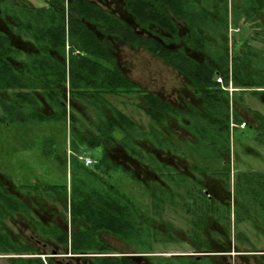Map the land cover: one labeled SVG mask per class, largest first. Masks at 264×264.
Wrapping results in <instances>:
<instances>
[{
	"label": "trees",
	"instance_id": "16d2710c",
	"mask_svg": "<svg viewBox=\"0 0 264 264\" xmlns=\"http://www.w3.org/2000/svg\"><path fill=\"white\" fill-rule=\"evenodd\" d=\"M126 1L128 14L145 30L143 34L89 0H68L67 5L66 0H52L49 7L32 10L27 6L15 11L9 6L1 9V17L12 21H7L8 31L0 29L1 145L13 152L39 148L56 155L66 146L70 124L75 150L86 145L103 149L100 171H86L76 159L72 163L71 212L78 227L71 248L78 254L112 251L102 240L103 234L150 253V241L158 239L161 233L154 224L162 219L172 203L175 185L185 191L184 194L190 190L185 189L184 173L158 160L154 152L147 149L153 146L182 150L169 132L171 106L124 74L109 50L108 36L116 35L134 47H143L162 57L190 80L192 90L204 103V115L196 118L204 127L196 130L194 141V150L204 158L220 157V146L229 139L230 99L217 78L222 77L228 84L231 72L233 84L238 88H264L261 50L249 47L236 54L232 63L230 61L229 0ZM232 18L235 26H240L241 22L251 23L254 38L264 37V0H243L232 11ZM155 29L169 35L162 36L163 40L154 38L151 35L157 34ZM14 38L28 39L34 50L23 51ZM161 40L175 42L177 47H166ZM68 43L69 53L66 51ZM191 52L204 54L206 59L198 60ZM68 98L72 102L70 115ZM78 104L81 109L76 107ZM139 112H144L147 122L138 120L136 113ZM254 114L258 122L257 137L264 143V116L257 111ZM234 121L243 122L237 115ZM116 148L148 167L156 178L143 180L121 168L111 155ZM105 169L122 170L141 195L124 193L115 182L110 186L102 177ZM204 169L198 166L192 171ZM257 186L251 190L261 202L264 183ZM16 190L20 195L0 186V256L34 252L9 236L4 227L7 216L16 213L33 218L31 208L41 204L46 195L53 201L66 199L65 187L20 185ZM198 192L193 206L183 204L184 209L196 217V228L191 233L194 241L199 240L194 244L199 246L195 252H215L219 248L203 242L202 227L207 216L217 215V206L207 200L203 188ZM30 196L34 197H31L32 202ZM225 208L229 215V205ZM42 227L44 234L47 229ZM66 235L62 236L64 246L68 241ZM224 249L228 252L230 247ZM6 260L11 264H60L51 259L44 262L41 258L8 257ZM146 261L131 257H96L92 264H223L205 256L150 257Z\"/></svg>",
	"mask_w": 264,
	"mask_h": 264
},
{
	"label": "flooded vegetation",
	"instance_id": "af4514ba",
	"mask_svg": "<svg viewBox=\"0 0 264 264\" xmlns=\"http://www.w3.org/2000/svg\"><path fill=\"white\" fill-rule=\"evenodd\" d=\"M91 3L96 5L97 7L101 8L102 10H106L108 12L113 13L116 17L121 19L126 25H130L135 32L143 34L145 30L140 29L137 24L135 23V19L128 14L127 12V1L126 0H89ZM243 0H229V8H230V15H229V23H228V42H229V53H230V61L232 63L233 57L236 54H239L241 50H247V48H254L259 49L263 52L262 56H264V48H256L255 44L260 42V45L264 46V42L262 39L264 37H260L258 39L254 38L253 28L251 23L241 22L240 26H235L233 23L232 18V11L234 8L241 5ZM52 0H46L44 5L36 6L30 3L27 0H0V29L8 31L7 21H11V19L7 18V20L1 17V9L4 6H9L12 10H16L17 8L27 6L30 10L32 9H39V8H46L49 7ZM68 0H66V5ZM116 18V19H118ZM12 23V21H11ZM157 31L156 35H151L154 38L162 39V36L169 35L166 31H160L159 29H155ZM147 32V31H146ZM109 41V50L113 55H115L117 64L124 72V74L130 78L131 80L135 81L140 88L145 90L149 93H154L158 97H160L163 101L169 103L171 106V110L169 112L168 124H169V132L174 137L176 141V145L178 144V148L180 147L182 150L177 151V147L172 149L171 151L167 148H156L153 146H148L147 149L149 151L154 152L157 156L158 160L164 161L169 163L171 166L174 167V170H177L180 173L185 174V178L187 180V184H185V189H189V192L179 189L177 185L174 187L175 197L167 206L166 210H173V213L176 212V209H181L184 212L185 221L188 222V227L185 229H176L173 226V223L169 220H166L164 217V212L162 215V219L159 220L156 224H154L159 230L160 235L158 239H152L150 241L149 246L151 247L150 253H147L141 247H133L131 244H127L126 242L122 241L117 237H113L109 234H103L102 240L110 247L111 244L104 240V236L108 235L113 238L119 239L122 241L128 248L134 250V252H115L116 250L113 248L112 251H108L105 253H85V254H78L71 248L72 238L75 236L77 232V224L73 220L72 212H71V204H72V183L74 182L72 176V163L73 160L76 159L78 165L84 167V170H94L100 171L103 166V149L101 147H96L95 145H86L80 147L78 150H75L72 146L71 141V133H70V124H68V134L66 138V146L62 147L56 155L47 154L44 151L40 150L39 148L29 149V150H20L17 152H13L11 149L5 148L0 143V186L1 184L8 188L9 192L20 195V193L16 190L20 185H27V186H54L63 189L66 188V199L61 197L58 198V201H53L52 198H47L46 195L42 198L41 204H37V206L31 208L33 213V218H25L22 215L11 213L7 216L6 219H10L11 222H14L19 217L22 220L26 221L27 228L29 230V234L27 237H24L22 234L16 233L12 235V233L7 232L9 236L16 241L18 244H25L31 249L34 250L32 253H22V254H13V255H2L0 259H5L8 264L9 263L6 258H41L44 262L46 260L51 259L52 261L60 264H92V259L96 257H131V258H138L147 262L146 259L150 257H176V256H196V257H211L212 259L216 260L217 263L223 264H235V260L237 258H244V257H253L257 260H260L264 263V253H258L260 251L251 249L245 250L246 248L242 244L245 242L246 244H251L249 237L247 234L239 229L240 225H243L246 222H251L253 226L257 230L258 225H262L260 222V217L264 214V205H261L264 201L260 202L255 198V194L251 190L252 188L259 187L261 183H264V173L255 172V171H248L239 173L238 172V163L235 164V157L237 160L238 157V147L245 148L247 153L250 151H256V148L251 146L248 143H241L238 144L235 141L234 133L237 129L243 130L247 128H251L252 132L254 133V137L252 141L259 145L264 149V143L260 142L257 137L258 131V122L254 112H259L263 116L264 114L259 110L252 109L247 106L245 102H243V94H250L253 97H263L264 95V88H238L233 84L232 80V73L230 72V80L228 84L225 83L222 77L217 78V82L220 84L221 88L225 90L230 99V128L229 132V139L228 143L221 144L220 150V157L218 158H204L200 152L194 150V141L196 140V130H202L204 125L201 126L200 122H196V118L199 115H204V103L203 100L198 97L191 88L190 80L178 72L174 67L169 65L162 57L155 55L154 53L148 51L143 47H134L129 43L118 39L119 37L116 35L108 36ZM15 44L21 48L23 51H33L34 46L28 40H15ZM161 40V41H162ZM162 43L166 47H177V44L174 42H165ZM130 49L133 51H146L150 53L154 58L159 61L165 63L170 69L174 70L182 79L184 83V90L187 96L191 97V100L188 101V97L180 96V99L177 101H173L171 99H167L162 96L160 93L155 91L147 90L146 88L142 87L136 80L129 77V75L125 72V70L121 66V61L119 59V53L122 49ZM67 53L70 51L69 43L66 47ZM193 57L198 60L206 59L204 54L201 53H190ZM232 68V65L230 66ZM230 68V69H231ZM221 80V81H219ZM259 92L258 95L253 93ZM71 105L72 102L68 98V113L70 115L71 112ZM77 108L81 109V105H76ZM241 108L245 110L247 116L253 118V121H249L247 116L244 115V119L241 117L239 113V109ZM173 109V110H172ZM235 115L238 116L239 120L243 122L237 123L234 121ZM175 123L181 124L184 129L185 135H179L176 131H174L171 121ZM196 122V123H195ZM161 129V128H159ZM4 141V140H3ZM239 145V146H238ZM249 149V151L247 149ZM38 150L39 154L37 157L40 163L45 166L44 172L42 175H39L37 172V168L34 166V162L29 160L28 154H31L30 151ZM255 149V150H254ZM91 150H98V155H92ZM114 154H111L113 158L116 160L118 164L132 173H135L137 177L140 179H147L156 176L148 169V167L139 164V162L133 160L129 157L122 149H114ZM46 158L44 159L42 155ZM85 154L87 156L92 157L96 163L92 166H86L80 159V156ZM41 155V156H40ZM248 155V154H247ZM180 161L184 163H188L190 166L186 170H182L179 166ZM211 162L216 164H221V168H212ZM28 164L30 166H28ZM187 164V165H188ZM186 165V166H187ZM202 167L205 168L202 171L193 172L192 170L195 167ZM2 167V169H1ZM237 172V173H236ZM232 175V177H231ZM102 177L105 182L112 185L115 182L116 187L124 193H126V188L128 185L134 186L131 178L125 174H123L122 170L118 169L117 171H113L112 169H105V172L102 173ZM18 182V184H15ZM214 183L218 185V187L225 191L218 193L219 189L214 186ZM125 184V185H124ZM133 188V187H132ZM199 188H203V194H206V198L211 203H214L217 208L216 216H207V221L204 222V227L202 230L205 234V240L211 245H213L217 249L215 252H209L205 250L204 252H195L196 249L199 248L198 244L199 240L194 241L192 239V230L196 228V224L194 221L196 217L193 218L192 214L187 210L184 209L183 204H188L193 206L194 195L200 194L198 192ZM218 190H216V189ZM232 189V191H231ZM249 189V190H247ZM136 193V192H135ZM133 193V194H135ZM139 193V192H138ZM132 194V195H133ZM183 194V196L181 195ZM254 194V195H253ZM137 195V193L135 194ZM134 196V195H133ZM139 196V195H138ZM30 196V201H31ZM34 198V197H32ZM32 202V201H31ZM67 209L65 208V206ZM222 205V207L220 206ZM229 205V215L227 214V208ZM227 215L229 218H227ZM254 215H259L258 218L254 217ZM68 216V218H67ZM187 217V218H186ZM220 217V219H218ZM233 217V219H232ZM15 218V220H14ZM41 223V224H40ZM264 224V222H263ZM43 226L46 227V231L44 234L41 233ZM228 226V229H227ZM4 227L6 231H10L6 222L4 223ZM230 230V231H228ZM237 231V233L235 232ZM262 233V230H260ZM189 232V233H187ZM63 233L67 235V243L64 246V238H62ZM263 235V233L261 234ZM184 242L186 245H190L192 248V253L189 254H175L166 256L163 254H158L157 252H153L154 245L156 244H164L167 243H178ZM241 243V244H240ZM244 243V244H245ZM148 244V243H147ZM245 244V245H246ZM229 246L230 249L226 252L224 247ZM247 246V245H246ZM253 246V245H251ZM39 247L48 248L49 251L40 250ZM262 251V250H261ZM35 253V254H34ZM234 255V257H233ZM236 256V257H235ZM233 257V258H232Z\"/></svg>",
	"mask_w": 264,
	"mask_h": 264
},
{
	"label": "rangeland",
	"instance_id": "374dc122",
	"mask_svg": "<svg viewBox=\"0 0 264 264\" xmlns=\"http://www.w3.org/2000/svg\"><path fill=\"white\" fill-rule=\"evenodd\" d=\"M27 1H29L30 3L36 6L44 5L46 2V0H27ZM255 46L256 48H264L263 45H260V42H257ZM119 59L121 61L122 68L129 75V77L136 80L142 87L146 88L147 90L158 92L165 98L171 99L173 101L174 100L177 101L178 99H180V96L182 95L184 97L185 95L187 96V94L184 93L185 92L184 83L182 79L180 78V76L174 70L166 66L165 63L154 58L150 53L146 51H142V50L133 51V50L125 48L120 51ZM243 96H244L242 97L243 102H245L248 107L255 109V110H259L260 112L264 114V95L262 98L256 97V96L253 97L252 95L248 93L243 94ZM187 97L188 99L186 100L190 101L191 97L189 96ZM238 109H239V113L242 118L244 117V115L247 116L246 114L247 112L245 110L241 109L240 107ZM136 117L141 123H142L141 120H143V122H147V118L144 115V112H139V114L136 113ZM247 117L248 119L250 118L249 121H253L252 117L250 116H247ZM171 124H172L174 131H176L179 135H182V136L185 135L184 129L183 127H181L182 126L181 124H179L178 122L174 123L173 120L171 121ZM253 134L254 133L252 132L251 128H247L243 130L237 129L234 133V138L237 144L239 142H241L242 144L245 142V143L251 144V146L256 148V151H250V153H247V151H245V148L242 149L243 146L238 147V157H237V160L235 157V164L238 163L237 169H238V172L240 171L239 173L248 172V171L264 173V149L260 147L259 145H256L252 141V138L254 137ZM247 150L249 151V149ZM37 152H39L37 149L30 151L31 154H28L30 161L34 162L35 160H38L37 157L39 156V154H37V157H36ZM90 152L92 155H98L99 153L98 150H91ZM42 157L46 159L43 155ZM187 164L188 163H184L183 161H180L179 166H181L180 168L182 170H186L188 166H190L189 164L188 165ZM28 166L30 165L28 164ZM34 166L37 168L38 174L42 175V172H44L45 170L44 168L45 166H43L40 163V161L34 162ZM211 167L221 168V164L218 165L216 163L211 162ZM14 183L18 184V182H15V181ZM214 186L219 189L218 191L215 188L218 191V193L223 191L218 187L216 183H214ZM132 187L133 186L128 185V188H126L127 189L126 191L129 192L130 194H133L136 192L135 189ZM144 202L147 204L148 200H145ZM172 211L173 210H166V212L164 213L165 219L171 221L173 223V226L176 229L187 228L188 222L185 221V217H184L185 214L183 213L184 211L181 209H176V212L178 213H173ZM258 216L254 215L252 219H254V217L258 218ZM260 218H261L260 222L262 223V225H258L257 230L253 226V224L249 221L239 226V229L247 234L251 242V244H246L244 242L247 246L244 243L242 244L244 246L242 248H246L245 250L254 249V250L260 251L258 253H264V224H263L264 214H262ZM5 222H6V225L8 226V229L10 230L7 232L12 233V235H15L16 233H18V234H22L24 237H27L28 234L30 233L27 228V225L25 224L26 221L20 219L19 217L14 222H11L10 219H6ZM260 230H262L263 235H261L262 233ZM235 232L237 233L236 230ZM104 240L112 245V247L116 250L115 252H120V253L134 252V250L128 248L119 239L105 235ZM39 249L44 250V251L45 250L49 251L47 250L48 248L46 249V248L39 247ZM192 251L193 250L191 246L186 245L184 242L167 243L166 245L164 244L162 245L158 243L154 245V248H153V252H157L158 254H163L166 256L175 255V254H189V253H192ZM0 260H5V259L1 258ZM235 264H264V263L260 260H257L249 256V257H244V258H241V257L237 258L235 260Z\"/></svg>",
	"mask_w": 264,
	"mask_h": 264
},
{
	"label": "built area",
	"instance_id": "2783aa9c",
	"mask_svg": "<svg viewBox=\"0 0 264 264\" xmlns=\"http://www.w3.org/2000/svg\"><path fill=\"white\" fill-rule=\"evenodd\" d=\"M219 81H221V80H219ZM80 159L83 162V164H85L86 166H92L96 163V161L92 157L87 156L85 154H82L80 156Z\"/></svg>",
	"mask_w": 264,
	"mask_h": 264
},
{
	"label": "crops",
	"instance_id": "0c3cea01",
	"mask_svg": "<svg viewBox=\"0 0 264 264\" xmlns=\"http://www.w3.org/2000/svg\"><path fill=\"white\" fill-rule=\"evenodd\" d=\"M0 264H8L5 260H0Z\"/></svg>",
	"mask_w": 264,
	"mask_h": 264
}]
</instances>
